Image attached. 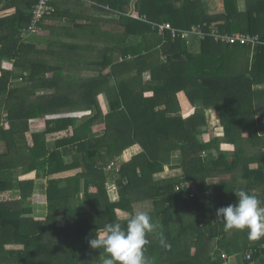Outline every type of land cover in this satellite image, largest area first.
<instances>
[{
  "label": "trees",
  "instance_id": "trees-1",
  "mask_svg": "<svg viewBox=\"0 0 264 264\" xmlns=\"http://www.w3.org/2000/svg\"><path fill=\"white\" fill-rule=\"evenodd\" d=\"M23 1L12 31L0 38L5 47L0 58L16 57L13 69L24 73L12 84L18 73L0 69V264H102L106 253L92 249L88 240L148 203L152 207L144 210L160 226L148 234L145 246L154 264H228L221 248L229 252V232L217 209L235 203L234 191L241 188L264 200V0L240 15L226 3L223 22L218 16L207 20L219 26L217 36L199 40L197 50L191 40L170 34L158 45L142 44L154 23L204 26L201 0H136L134 15L133 0H97L120 19L105 18L116 23L117 46L104 51L99 72L91 77L74 71L83 60L72 45L76 42L68 41L77 36L69 32L50 40L49 58L30 56L36 43L23 37L47 26L45 20L75 16L52 0V12L29 32L38 0ZM238 33L259 39L254 50L226 40ZM128 35L140 41L127 43ZM180 94L196 107L190 116L180 113ZM208 109L216 112L223 133L205 138ZM82 111L90 115L78 116ZM136 144L141 152L106 171L109 161ZM175 154L195 187L193 197L175 181L153 177ZM38 180H46L47 203L39 219L32 202ZM110 180L119 192L113 200L106 186ZM117 209L127 217L121 219ZM160 233L169 247L160 246ZM217 239L218 250L211 255ZM262 242L264 237L243 250L251 256L245 264H264Z\"/></svg>",
  "mask_w": 264,
  "mask_h": 264
},
{
  "label": "crops",
  "instance_id": "crops-1",
  "mask_svg": "<svg viewBox=\"0 0 264 264\" xmlns=\"http://www.w3.org/2000/svg\"><path fill=\"white\" fill-rule=\"evenodd\" d=\"M58 1V0H57ZM257 1H261V0H201V14H204V17L206 18V21L204 22V26H199L196 24H193L190 28H180V27H176L173 26L170 22H167L169 24H171L173 27L180 29V30H187V29H191L193 26H197V27H201L203 28L208 34H212L213 30H217L219 31L217 28L219 27L218 25H210L208 24L207 20L209 17L211 16H218L217 18H220L221 21H224V17L226 14V9H225V4L229 2L233 4V6H235V9L232 11V13L235 12V14L240 15L241 13H243L244 11H246V8L251 4V3H255ZM89 2V3H88ZM133 2V1H132ZM132 2H131V6H132ZM25 5V2L23 0H0V38L2 36H4L5 34L9 33L12 31V24L11 22H16V18L14 17V14L16 13L18 6L19 7H23V4ZM58 4H60V7L65 10V9H69L72 11V14L75 17H71L72 19L69 18H60L57 20H45L43 22L44 25L47 26H42L41 30L37 31L35 34H33L32 36L29 37H23L25 39H28L31 42H35L36 46L35 49L31 52L30 56H34L35 58L38 56H45L47 58H49L48 55V50L51 46V42L50 40H55L57 41L60 38V35L63 34V32H69L71 33L75 38H69L70 42H79L74 46L78 47V52L80 57H82V62H80V58L78 61L77 65V69L74 71L76 72V74H80L83 77H91V76H95L96 74H98L99 72V66L97 65V63H99L102 59L103 53L104 51L102 50V43H105L107 41V33L112 34V47L113 46H117V36L115 35V27H116V23L115 22H109L107 19L105 18H112V19H116L119 20L120 17L119 15L114 14L113 12H111L109 9H106V15L105 13L101 12V8L103 7L101 4H99V2L97 0H59L57 2ZM93 6H92V5ZM135 7V4H134ZM105 8H107L105 6ZM232 8V7H231ZM104 10V7H103ZM136 10V9H135ZM255 17V15H254ZM98 18H102L100 20H98ZM4 20V21H3ZM220 21V23H221ZM75 24H82L85 25L86 27L81 28V27H76ZM51 25V26H49ZM62 25H69L71 27L70 31H66L64 27L61 28ZM218 26V27H217ZM121 28V32H123L125 30V28L122 26ZM154 31V30H153ZM41 33L45 34V35H40ZM124 34V32H123ZM131 34V33H130ZM169 33L166 32L164 35H162L160 32L158 31H154L151 33H148L147 35H145L146 37L143 39V46H155L158 45L161 42V39H163V41H165V37L169 36ZM23 35V34H22ZM171 36V35H170ZM210 36V35H208ZM185 40V39H184ZM191 40V41H190ZM190 40H186V41H190L194 42V50H197V44L199 40H203L200 39L198 37H192ZM128 41L132 42L131 44H136L137 42L140 41L139 37L136 36H130L128 35V37L126 38L125 42L128 43ZM54 45V44H53ZM253 50L254 47L256 46V44L252 45ZM123 46V44L121 45ZM125 47V46H124ZM1 48H5L4 45L1 43L0 41V50ZM122 47H118L117 50H119ZM192 48V49H193ZM37 52H39V54H37ZM16 61V57L13 58H0V69H7V70H14L16 73V75H19V77L17 79H15L13 83H20L21 82V77L24 76V73H21V71H18L17 69H13L14 68V64ZM69 65V64H68ZM73 67H75L73 65ZM67 73H70L71 71L68 69L66 70ZM149 73V75L151 74L149 71H147L144 75L145 80H149L150 77L147 76V74ZM51 76V75H49ZM25 80V79H24ZM23 80V81H24ZM22 81V82H23ZM258 89H262L263 86L262 84L257 85ZM181 97V102H182V98H184L183 94L179 95ZM105 96L104 94L99 95L98 99L100 101L101 107L103 109L104 113L108 112V107L105 101ZM182 108V106H181ZM195 107H191V104L187 107H185V109L183 110V108L181 109L182 111L180 112L183 116L184 113H187L188 116H190ZM210 111L211 113H215L216 112L214 110L208 109L206 110V113ZM85 115H90L89 111H82L81 113L78 114V116H85ZM184 117V116H183ZM217 117V114H216ZM218 120V119H217ZM208 126V125H207ZM222 127V126H219ZM225 148H231L232 146L230 145H226L224 144ZM130 151V152H128ZM142 151V147L138 144L128 148L119 158H114L113 160L109 161V162H117L121 165L125 164L126 162H128L135 154H138L139 152ZM178 155L175 154L174 159H177ZM108 162V163H109ZM181 165L179 164L178 160H172V162L170 163V165H167L165 167V170L159 173H155L154 174V179L156 181H167V182H176V184L182 183L184 180V171L183 169L180 167ZM224 177V176H223ZM218 179L220 180L221 178L215 177V181H218ZM225 179H230V176L225 177ZM39 182V181H37ZM109 182H113L114 184V188L113 191H115L116 195L119 194L118 192V188L116 186L115 181H109ZM108 184V183H107ZM42 185V184H41ZM44 186H41V188ZM40 189V188H39ZM37 190V187L35 189L36 192H41V195L39 196V198H37L38 200H44L46 201V197L44 195V192ZM42 190V189H41ZM111 193V189H108V193ZM110 195V194H109ZM34 196H36V193L33 194V200ZM41 197V198H40ZM150 203H148L147 205H149ZM144 205L143 208H141L142 210L144 209H148L152 206H147ZM44 209V216L46 215L47 212V208L45 206ZM117 213L119 217H122L121 215L124 214L125 212L122 211L121 209H117ZM126 214V213H125ZM43 214L39 215V217H44ZM38 217V218H39ZM127 217V215L125 216ZM244 231L246 233V235H244ZM244 231H237V230H233L231 232H229V239L225 246L227 247V249L229 250V252L226 249L221 248L222 251V257L224 258V260L227 261L228 264H245L247 259V256L245 257V255L249 252L246 250V252H244L243 250L246 249L247 245H251L254 242H256L257 240H251L248 238L247 235V230ZM226 232V231H225ZM228 233V232H227ZM219 239V238H218ZM218 239L216 240V242L214 241V244L212 245V249H211V255H214L215 252L218 250L217 248V244H218ZM261 248L264 249V242H262L261 244ZM260 248V247H259ZM250 253V252H249ZM261 260V259H260ZM259 260V262H260ZM259 264H262L261 262Z\"/></svg>",
  "mask_w": 264,
  "mask_h": 264
},
{
  "label": "clouds",
  "instance_id": "clouds-1",
  "mask_svg": "<svg viewBox=\"0 0 264 264\" xmlns=\"http://www.w3.org/2000/svg\"><path fill=\"white\" fill-rule=\"evenodd\" d=\"M104 9L114 13L109 6ZM134 13L135 7L131 6L130 15ZM112 162L107 164L111 171L121 165L115 162L113 168H109ZM185 180L187 179L184 178L183 182ZM234 192L236 202L217 209V219L222 220L226 232L247 230L248 238L251 240L264 237V200L243 188ZM159 227L149 211L133 210L123 224L121 222L105 224L103 230L97 231L88 243L92 249H100L107 254L102 264H154L153 259L145 255V246L149 243L148 234L156 232ZM159 244L164 248L170 246L163 233H160Z\"/></svg>",
  "mask_w": 264,
  "mask_h": 264
},
{
  "label": "built area",
  "instance_id": "built-area-1",
  "mask_svg": "<svg viewBox=\"0 0 264 264\" xmlns=\"http://www.w3.org/2000/svg\"><path fill=\"white\" fill-rule=\"evenodd\" d=\"M52 0H38L37 4L33 7L31 10L32 17L30 24L28 26L29 32H34L39 29L40 23H42L44 16L46 14H50L53 10ZM133 13V12H132ZM154 31L160 32L162 35H164L166 32H168L172 38L181 37L185 40H190L192 37H198L200 39H205L208 35H214L217 36L218 31L213 30L212 34H208L203 28L193 26L191 29L187 30H180L175 27H173L169 23H154L153 25ZM226 40L231 43L240 42L241 44H256L259 40L257 37H252L250 35H243V34H235L233 36L226 37ZM115 165V162L110 163L109 168H113ZM192 182L185 180L181 185H178L177 188L186 187L191 190L190 197L195 196V187ZM248 259L251 258L250 255L247 256Z\"/></svg>",
  "mask_w": 264,
  "mask_h": 264
},
{
  "label": "rangeland",
  "instance_id": "rangeland-1",
  "mask_svg": "<svg viewBox=\"0 0 264 264\" xmlns=\"http://www.w3.org/2000/svg\"><path fill=\"white\" fill-rule=\"evenodd\" d=\"M89 3V2H88ZM92 5V4H91ZM93 6V5H92ZM103 6V5H102ZM106 7H108L107 5H105ZM110 7V6H109ZM103 9V7L101 8V12L102 13H105V15H106V10L104 9V10H102ZM114 10V9H113ZM114 13H117L116 11H114ZM40 35H45V34H43V33H41ZM111 40H112V34H110V33H107V41L105 42V43H102L103 44V46H102V50L103 51H109V52H111V47H112V42H111ZM77 43H79L78 41L76 42V43H72V45H76ZM147 76H149L150 77V75H149V73L147 74ZM183 100H182V102H181V106H182V108H183V110L185 109V107H187V106H189L190 105V103L185 99V98H182ZM195 110H196V107L194 108V110L191 112V113H193V112H195ZM207 119H208V126H207V130H209V131H211V132H209V131H207V133H205V138H209L211 135H212V133H216L217 132V134H222L223 133V129L222 128H220L218 125H219V120H217V117H216V114L215 113H211L210 111H208L207 113ZM189 115V114H188ZM187 115V113H184L183 114V116L184 117H187L188 116ZM213 131V132H212ZM172 160V159H171ZM173 160H178V158L177 159H174L173 158ZM107 172H110L111 170L110 169H108V167H107V170H106ZM219 180V179H218ZM39 181V180H38ZM37 184H36V187H37V190L39 189L40 191H42L41 189H43V188H45V187H42L41 188V186H46V180H40L39 182H36ZM42 184V185H41ZM107 186V189H111V193L109 192V194H110V198L113 200V198H115V197H112V196H116V193H115V191H113V188H114V184H113V182H108V184L106 185ZM43 192V191H42ZM35 193H36V196H34V199L35 200H32V202H33V208H34V216L36 217V218H38L39 217V215H42L43 214V216H44V209L43 208H45V206L47 205V203L44 201V200H41V199H37V198H39V196L41 195V192H36L35 191ZM34 193V194H35ZM14 196V195H13ZM81 197H83V194H81L80 195ZM41 198V197H40ZM118 214H120V213H118ZM122 217H121V219H125L126 217V214L124 213V214H122L121 215ZM39 218H41V217H39ZM38 218V219H39ZM63 225L64 224V222L63 221H61L60 222V225ZM8 249L10 248L9 246L7 247ZM103 254H105V253H103ZM107 256V254H105L104 256H102V260L105 258ZM102 260H101V262H102Z\"/></svg>",
  "mask_w": 264,
  "mask_h": 264
},
{
  "label": "water",
  "instance_id": "water-1",
  "mask_svg": "<svg viewBox=\"0 0 264 264\" xmlns=\"http://www.w3.org/2000/svg\"><path fill=\"white\" fill-rule=\"evenodd\" d=\"M135 2H136V0H133V2H132V7H134Z\"/></svg>",
  "mask_w": 264,
  "mask_h": 264
}]
</instances>
